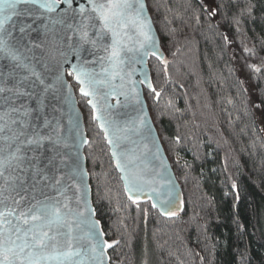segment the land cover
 Masks as SVG:
<instances>
[{"label": "trees", "instance_id": "1", "mask_svg": "<svg viewBox=\"0 0 264 264\" xmlns=\"http://www.w3.org/2000/svg\"><path fill=\"white\" fill-rule=\"evenodd\" d=\"M145 2L165 59L149 60L144 98L183 204L163 218L128 199L76 93L109 262L264 264V0Z\"/></svg>", "mask_w": 264, "mask_h": 264}, {"label": "water", "instance_id": "2", "mask_svg": "<svg viewBox=\"0 0 264 264\" xmlns=\"http://www.w3.org/2000/svg\"><path fill=\"white\" fill-rule=\"evenodd\" d=\"M48 2L55 3V11L48 12L38 5H18V11L29 7L32 14L13 16L5 25L7 32L11 33L10 36L7 32L4 34L8 46L19 54L27 67L0 54V87L5 89L0 92V113L18 108L19 112H10L12 119L27 120L29 132L31 126L39 127L42 134L50 136L51 140H45L42 148L30 146L24 150L26 170L14 166L5 170L4 177L8 179L6 182L4 177H0V199L8 198L4 203L10 207H15L12 198L19 200L21 208L36 201H59L58 207L67 222L58 229L54 228V231L64 233L57 237L60 242L58 250H66L70 240L73 251L79 250L80 253L71 258V264H110L108 242L92 204L84 155L89 140L76 93L87 100V106L92 110L125 195L133 203H149L161 217L168 218L170 214L165 213L181 211L182 191L144 98V90L154 91L149 60L154 58L162 62L165 54L146 2L141 0L143 15L150 23L155 45L153 52L156 54L141 56L140 52L127 53L126 63L114 79L104 75L99 61L85 64L86 68L98 74L96 79L102 82L86 88L90 93L94 91V95L84 96L80 92L81 85L71 75L72 82L78 86L77 92L74 90L67 72H72L73 64L94 59L89 54L88 45L80 52V60L76 54L78 35L75 29L82 19L78 10L81 4L86 9L90 5L88 0H72L71 6L66 0ZM21 27L24 32L20 31ZM22 77L27 79L20 87L29 95L17 99L14 92L7 89L13 88ZM12 100H15L14 104ZM22 105L31 110L29 116L20 115L24 111ZM45 121L47 127L44 126ZM19 127V124H10L12 129ZM11 136L8 127L0 132V156L14 149L15 144L5 139ZM8 219L13 224L18 223L14 217ZM52 251L50 247L45 254L50 255ZM41 264L58 262L50 260Z\"/></svg>", "mask_w": 264, "mask_h": 264}, {"label": "snow or ice", "instance_id": "3", "mask_svg": "<svg viewBox=\"0 0 264 264\" xmlns=\"http://www.w3.org/2000/svg\"><path fill=\"white\" fill-rule=\"evenodd\" d=\"M66 2L71 6L72 0H66ZM88 4L89 8L86 9L81 4L78 10L82 19L75 29L78 35L76 54L77 59L80 60V52L84 50L85 45H88L89 54L94 59L90 61L85 59L82 64H73L72 72L69 73L81 85L80 92L84 96L94 95V91L90 93L86 88H93L96 83L102 82L96 79L98 74L86 68L85 64H95L99 61L104 75L114 79L120 75L122 66L126 63L127 53L140 52L141 56L156 54L153 52L155 45L150 23L143 15L144 4L141 0H88ZM18 5H38L39 8L48 12L55 11L56 5L48 0L43 3L40 0H0V54L17 61L26 68L27 65H23L19 54L8 46L4 35L7 32L5 25L13 16L32 14L29 7L18 11ZM85 12L88 13L87 16L84 15ZM20 31L24 32L25 29L21 27ZM7 35L10 36L11 33L7 32ZM157 58L162 59L159 56ZM140 62L143 61L140 60ZM33 75L36 73L33 72ZM26 79L27 77H22L13 88L7 90L14 92L17 99L29 95L20 87ZM144 82L141 81V83ZM3 91L5 89L0 87V92ZM156 95L160 94L156 93ZM12 103L14 104L15 100H12ZM22 107L24 111L20 112V115L29 116L31 110L26 106L22 105ZM10 112H19V109L13 107L10 111L0 113V121H3L0 123V132H4L8 127L12 136L5 139H10L15 147L7 155L0 156V177H4L5 170L13 166L26 170L24 150L29 149L30 146L42 148L45 140H51L50 136L42 134L39 127L31 126L32 130L29 132V122L12 119ZM10 124H19L20 127L12 129ZM44 126L47 127V121ZM4 178L7 182L8 178ZM5 199L8 198L0 199V264H41L42 261L50 260H56L58 264H71V258L80 255L79 250L73 251L70 240L66 250H58L60 242L57 237L63 236L64 233L54 231V228L58 229L67 222L58 207L59 201L55 203H49L46 200L36 201L21 208L19 200L12 198L15 207H10L5 205ZM165 214L175 215V213ZM9 217H14L18 223L13 224ZM50 247L53 249L52 254L46 255Z\"/></svg>", "mask_w": 264, "mask_h": 264}]
</instances>
